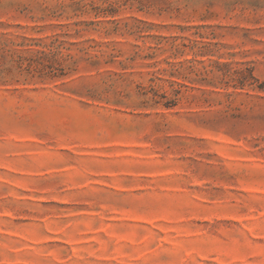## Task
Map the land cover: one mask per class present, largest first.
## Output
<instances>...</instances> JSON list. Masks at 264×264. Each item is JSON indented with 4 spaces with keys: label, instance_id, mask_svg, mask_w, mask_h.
<instances>
[{
    "label": "rangeland",
    "instance_id": "rangeland-1",
    "mask_svg": "<svg viewBox=\"0 0 264 264\" xmlns=\"http://www.w3.org/2000/svg\"><path fill=\"white\" fill-rule=\"evenodd\" d=\"M0 264H264V0H0Z\"/></svg>",
    "mask_w": 264,
    "mask_h": 264
}]
</instances>
